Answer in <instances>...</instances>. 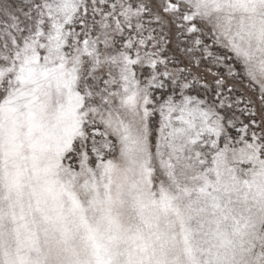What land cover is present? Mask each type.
<instances>
[{
    "label": "snow or ice",
    "instance_id": "obj_1",
    "mask_svg": "<svg viewBox=\"0 0 264 264\" xmlns=\"http://www.w3.org/2000/svg\"><path fill=\"white\" fill-rule=\"evenodd\" d=\"M0 264H264V0H0Z\"/></svg>",
    "mask_w": 264,
    "mask_h": 264
}]
</instances>
